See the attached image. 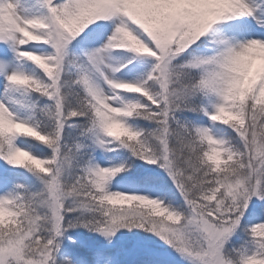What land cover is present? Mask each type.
<instances>
[{"label":"snow or ice","instance_id":"snow-or-ice-1","mask_svg":"<svg viewBox=\"0 0 264 264\" xmlns=\"http://www.w3.org/2000/svg\"><path fill=\"white\" fill-rule=\"evenodd\" d=\"M0 264H264V0H0Z\"/></svg>","mask_w":264,"mask_h":264}]
</instances>
